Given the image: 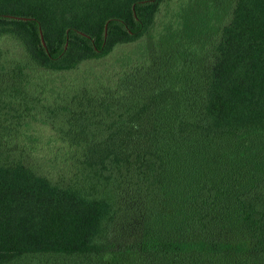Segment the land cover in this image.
Masks as SVG:
<instances>
[{"label": "trees", "instance_id": "1", "mask_svg": "<svg viewBox=\"0 0 264 264\" xmlns=\"http://www.w3.org/2000/svg\"><path fill=\"white\" fill-rule=\"evenodd\" d=\"M0 264H264V0H0Z\"/></svg>", "mask_w": 264, "mask_h": 264}, {"label": "rangeland", "instance_id": "2", "mask_svg": "<svg viewBox=\"0 0 264 264\" xmlns=\"http://www.w3.org/2000/svg\"><path fill=\"white\" fill-rule=\"evenodd\" d=\"M181 0H168V8L171 11H177L180 6ZM199 1H197L198 3ZM194 3V2H193ZM162 12H165V6L161 7ZM226 11L222 19L226 16ZM163 16V15H162ZM143 41L134 42L131 44H124L123 46L116 49V51L110 55V61H99L93 62L90 64H83L77 70L70 73H51L45 78L46 91L42 93L41 90H37L38 93H41L42 98L50 99L52 92L58 91V88H65L69 90L70 87H67L68 78H80V76L91 74L95 71H101L106 66L111 64L110 62L118 63L121 58L128 56H134L139 51L142 46ZM82 80V79H80ZM44 100V99H43ZM52 131L47 123L42 120H36L31 122L30 126L26 131V135L23 139L25 145L28 147L29 153L33 158L34 164L41 169L44 173L51 174L56 170L51 164L50 150L53 145L56 143Z\"/></svg>", "mask_w": 264, "mask_h": 264}]
</instances>
